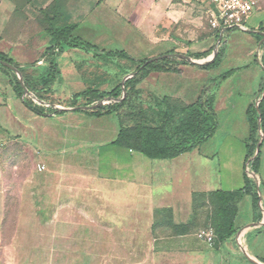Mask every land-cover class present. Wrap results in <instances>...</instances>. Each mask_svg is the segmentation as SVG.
Returning <instances> with one entry per match:
<instances>
[{
  "label": "crops",
  "instance_id": "crops-1",
  "mask_svg": "<svg viewBox=\"0 0 264 264\" xmlns=\"http://www.w3.org/2000/svg\"><path fill=\"white\" fill-rule=\"evenodd\" d=\"M260 20L249 16V31L261 29ZM49 24L74 25V37L105 50L112 45L160 46L145 59L182 50L185 56L202 54L215 41L205 8L192 0H0V53L36 85L48 66ZM250 43L248 57L258 53L252 36ZM110 59L76 48L61 51L50 104L75 108L79 95L90 106L97 102L84 103L83 94L122 85L136 65L113 58L112 70ZM260 59L264 67V52ZM200 71L180 65L178 73L153 72L143 82L158 80L162 88L153 92L142 87L144 97L191 104L198 99L193 78ZM229 71L219 87H207L216 88L213 137L191 152L158 160L114 143L120 131L115 113L56 114L31 99L44 107L43 113L34 112L0 70V142L3 148H15L7 154L13 153L9 156L14 160L8 161L6 154L0 160V264H264V138L255 174L258 202L252 195L238 202L236 232L229 239L209 246L197 237L207 218L203 207L196 208L195 197L205 196L203 204L215 192L243 190L244 173L251 174L245 164L247 110L257 105L264 78L252 67ZM234 76L246 86L233 85ZM60 79L68 85V98ZM222 109L231 132H218ZM28 151H35L34 164ZM11 205L14 213L8 211Z\"/></svg>",
  "mask_w": 264,
  "mask_h": 264
},
{
  "label": "trees",
  "instance_id": "trees-1",
  "mask_svg": "<svg viewBox=\"0 0 264 264\" xmlns=\"http://www.w3.org/2000/svg\"><path fill=\"white\" fill-rule=\"evenodd\" d=\"M55 3L54 1L53 4L55 5ZM56 17L54 16L53 19ZM73 30L74 25L55 27L54 24H49L48 28H46V33L50 38V44L44 52V57L48 61V66L44 75L40 78L39 85H36L30 78L19 71L22 85L37 99L46 103H53L50 100V87L58 75L55 55L62 51V46L85 50L94 49L90 44L74 37ZM251 33L261 47L264 44V29L251 31ZM107 55L129 58L122 51L109 52ZM220 55L218 53L212 61L201 65L192 64L190 60H192L191 57L199 59L203 54L188 55L185 59L171 54L168 57L156 59L147 64L145 63L146 61H143L124 80L123 84L118 85L114 90L106 93H85L83 95L86 97L88 105L102 100L110 101V103L94 109L91 114L98 116L115 113L118 116L120 131L114 142L116 145L141 153L149 159H173L181 154L197 149L213 137L218 126L217 116L213 107L214 94H210V90L205 87L204 93L191 104H185L180 100L169 97L161 98L160 102L163 108L155 113V119H151L155 124L153 127L144 126L141 122L131 126L125 125L121 109L127 101V95L129 93H138L137 85L152 72L178 73V65H193L199 69L206 70L216 64ZM5 65L18 69V65L12 59L0 53V70L10 77V83L15 94L19 98H22V85L16 75L5 67ZM230 74L231 72H227L225 75H222L220 81H223ZM119 99L121 100L115 102ZM22 101L34 112L39 114L43 113L44 107L35 105L31 99L23 98ZM46 110L56 114L64 113V111H56L50 107L46 108ZM137 115L141 120H147L141 109H139ZM247 117L250 125V136L245 164L249 166L251 173L257 174L259 169V150L261 148L260 143L258 151L256 152V146L259 141V130L264 138V89L261 91L257 105L248 108ZM175 120L177 122L173 126ZM244 182L243 190L236 192H215L207 197V201L203 204L202 200L205 196H196L194 199L196 208L203 207L205 209L207 203H211L214 208L211 213L205 212L207 220L202 227V229L211 228L213 230L215 236L214 245H218L226 239H229L236 232L234 229V221L237 214V205L244 195H252L253 202L255 204L258 202L256 184L248 176L247 171L244 173Z\"/></svg>",
  "mask_w": 264,
  "mask_h": 264
},
{
  "label": "rangeland",
  "instance_id": "rangeland-1",
  "mask_svg": "<svg viewBox=\"0 0 264 264\" xmlns=\"http://www.w3.org/2000/svg\"><path fill=\"white\" fill-rule=\"evenodd\" d=\"M263 10H264V0H260L259 9L253 11L252 14L250 15L251 17L253 16V18L256 16H259V18L261 19L260 21H261V25H262L261 29H264V11ZM243 24H244V29H241V28L236 27V26H225V27H223V29L213 30V32L211 34L214 35V37H215L214 44L207 51L202 52L203 56H206V55L207 56L204 59H200V60H194L195 58L192 59L193 61L207 60L213 56L214 50H215V56L218 53L221 54L218 61L216 62V64L211 66L209 69H206L202 72L201 71L198 72L197 76L193 78V81H197L198 87L195 88V90L199 91V92H197V97L201 96L202 93H204L205 87H208V86H210V87L215 86L216 88L219 87L218 85L223 82V81H220L222 75H225L230 69H233L235 72V71H239L242 69L252 67L253 70H260V72L264 78V67L262 66V63L260 62L261 61L260 58L262 57L263 52H264V44L260 47V44L258 43L257 39L253 36L251 31H249L247 23L244 22ZM221 31H222V36H221V40L219 41ZM250 36H252L257 42L258 53L256 52L253 56L251 55L250 57H248L247 53L252 48V44L250 43ZM152 41H155V39L153 37H152ZM90 45L93 46V48H94L93 50H85V49H81V48H76V49L85 50L86 52H91L94 54L99 52V53L105 54L107 57H111L112 59H110L109 62L112 65V68H111L112 70L116 67L115 66L116 61L113 60V58H115L116 60H119V59L127 60V62L134 64V66L136 65V67H137L138 64H140L143 61L147 62V61H150L152 59H155V58H158V57L164 56V55H169V56L171 54H175V56H177V55H182V56L184 55L185 56L186 55V51H183V50L181 51V49H180L181 52H179V53H174L172 51L173 53L169 52L167 54L156 56L154 58L145 59L143 57H145L149 51H151V53H152V52H154V50H156L160 46L144 45V44H139L140 46L112 45V46H106L105 47L106 50H105L102 47L92 45V44H90ZM64 49H74V48L67 47V46L63 45L62 51ZM107 50H111L112 52L122 51L129 58L127 59V58H120L118 56L107 55V53H109V51H107ZM125 51L127 53H129L131 56H134L137 59H141V60H134ZM58 55H59L58 53L55 55V60H56ZM188 55L192 56L195 54L190 52ZM107 63H108V61H107ZM178 66H180V65H178ZM178 66H177V69H178ZM229 72H231V71H229ZM252 72H254V71H252ZM156 73H159V72H156ZM165 73H170V72H165ZM143 80L136 87L139 90L138 93H129L127 95V101L121 109L123 121H124L126 126L135 125V124L141 122L144 126L153 127V126H155V124L153 121H151V119H155V113L158 110H161L163 108V105L160 102L159 98H155L154 100L145 99L143 88H142V87H145L146 89H149L150 91L158 92L159 89L162 88L159 81L158 80L156 81L154 79H150V80H146L143 82ZM239 80H240V78L238 76H234L232 78L231 83L233 85H238L239 82H242V84H244L246 86L245 80L244 81L243 80L239 81ZM121 81H122V79L120 80V82ZM58 84L62 85V92H63V94H65V97L68 98L69 97L68 96V85L66 84V82H64L62 79H60ZM216 88H215V91H216ZM215 91L211 90L210 94L211 93L214 94ZM81 96H83V95H81ZM77 97H78L77 98L78 100L74 98L79 103L76 107L84 106V104H82L83 100H79L80 96L78 95ZM71 101L72 100L69 99L66 104H69ZM84 103H87L85 99H84ZM213 107H214V104H213ZM139 109H141L143 111L147 120H141L138 117L137 113H138ZM70 114L80 116V114H83V112L74 111ZM219 114H220V129L218 132L219 133L220 132L221 133L231 132L232 127L229 126V124H227L228 118H226V115H227L226 109L220 110ZM176 122H177L176 120L173 122V126L176 125ZM239 127L237 128V131H242V124L239 125ZM75 144L79 145L80 143L76 142ZM14 150H15L14 147L11 149V148H9L8 145L3 148V145L0 142V160H1V158H3L4 154H6L8 161L14 160L13 156H9L13 153L7 155L9 152H14ZM32 154H33L32 159H33V164H34L35 160H37L38 158L35 155V151L32 152ZM32 154L30 151H28V153L26 154V157L31 159L30 156H32ZM260 193H261V200L264 203V189H262L260 191ZM15 208H16V206L11 205L8 207V211L11 213H14ZM205 209H204L205 212L211 213L214 208H213L211 203H209V204L207 203V207ZM240 227L241 226H239V228Z\"/></svg>",
  "mask_w": 264,
  "mask_h": 264
},
{
  "label": "built area",
  "instance_id": "built-area-1",
  "mask_svg": "<svg viewBox=\"0 0 264 264\" xmlns=\"http://www.w3.org/2000/svg\"><path fill=\"white\" fill-rule=\"evenodd\" d=\"M205 8L207 21L211 29L219 30L225 26H236L244 29V22L253 11L259 9L260 0H192ZM50 104V103H49ZM54 105V104H51ZM56 106V105H55ZM44 170L43 166L38 168ZM250 176V173H249ZM198 239L209 246L214 245V232L211 228L201 229Z\"/></svg>",
  "mask_w": 264,
  "mask_h": 264
},
{
  "label": "water",
  "instance_id": "water-1",
  "mask_svg": "<svg viewBox=\"0 0 264 264\" xmlns=\"http://www.w3.org/2000/svg\"><path fill=\"white\" fill-rule=\"evenodd\" d=\"M221 36H222V31H221V35H220L219 41L221 40ZM168 56H169V55L160 56V57H158V58H155V59H152V60H150V61H147L146 64L149 63V62H151V61H154V60H156V59H161V58H165V57H168ZM177 56H179V57L182 58V59H185V58H186V56H184V55H183V56H182V55H177ZM214 56H215V50H214V52H213V56H212L211 58L207 59V60H203V61H193V60H190V62H191L192 64H195V65H201V64H204V63H207V62L211 61V60L214 58ZM5 67H7L9 70H11L13 73H15V75H16L18 81H19L20 84L22 85V80L20 79V73H19L18 69H14L13 67H11V66H9V65H5ZM127 78H128V77H127ZM127 78H126V79H127ZM123 82H124V81H123ZM123 82H122V84H123ZM22 89H23L22 99L25 98V97H28V98L32 99L34 102H36L37 104L42 105V106H48V107H51L52 109H54V110H56V111H60V110H65V111H87V110H94V109H96V108H98V107H101L102 105H105V104L110 103V101L102 100V101H99V102H97V103H95V104H93V105H90V106L75 107V108H60V107H58V106L51 105V104H49V103H46V102H44V101H42V100H39V99L35 98V97H34V96H33V95L27 90V88H26L25 86H23V85H22ZM123 95H124V92H123ZM120 100H121V99L116 100L115 102H118V101H120ZM258 135H259V141H258L257 146H256V152L258 151V147H259L260 143H261L262 140H263V135H262V133H261L260 130L258 131ZM256 152H255V153H256ZM250 177H252V178L256 181V183H257V189H259V187H258V186H259V182H258V180H256V179H257L256 175L253 174V173H251V174H250Z\"/></svg>",
  "mask_w": 264,
  "mask_h": 264
}]
</instances>
